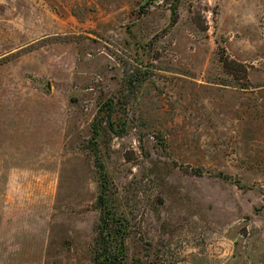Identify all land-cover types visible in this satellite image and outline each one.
Wrapping results in <instances>:
<instances>
[{
	"label": "rangeland",
	"instance_id": "374dc122",
	"mask_svg": "<svg viewBox=\"0 0 264 264\" xmlns=\"http://www.w3.org/2000/svg\"><path fill=\"white\" fill-rule=\"evenodd\" d=\"M99 161L125 264H264V0H0V264H97Z\"/></svg>",
	"mask_w": 264,
	"mask_h": 264
},
{
	"label": "trees",
	"instance_id": "16d2710c",
	"mask_svg": "<svg viewBox=\"0 0 264 264\" xmlns=\"http://www.w3.org/2000/svg\"><path fill=\"white\" fill-rule=\"evenodd\" d=\"M107 104L108 102L100 107L93 121V137L95 139L101 134V119L99 117H101V112ZM109 106L112 108L113 103L110 102ZM110 116L111 112L108 113V117ZM98 164L101 175L99 180L100 193L96 201V206L100 211V218L98 222V233L95 238V253L93 259L97 264H125L127 256L125 234L127 232L128 220L116 212L110 198L111 185L109 175L104 163L99 161Z\"/></svg>",
	"mask_w": 264,
	"mask_h": 264
}]
</instances>
